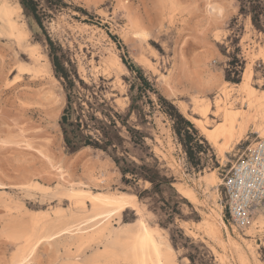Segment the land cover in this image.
Returning a JSON list of instances; mask_svg holds the SVG:
<instances>
[{
    "label": "rangeland",
    "instance_id": "obj_1",
    "mask_svg": "<svg viewBox=\"0 0 264 264\" xmlns=\"http://www.w3.org/2000/svg\"><path fill=\"white\" fill-rule=\"evenodd\" d=\"M35 1L81 81L83 132L106 133L111 145L64 146L66 95L45 34L19 0H0V264H124L98 257L101 242L139 218L158 229L173 264H264V212L231 226L222 186L231 162L264 136V33L240 0ZM248 70L251 108L237 85ZM138 75L151 89L140 88ZM223 107L248 120L221 154L194 119L212 129ZM120 166L137 180H125ZM144 177L168 182L153 187ZM98 192L131 195L133 206L100 227L95 215L106 208L91 195Z\"/></svg>",
    "mask_w": 264,
    "mask_h": 264
},
{
    "label": "bare ground",
    "instance_id": "obj_2",
    "mask_svg": "<svg viewBox=\"0 0 264 264\" xmlns=\"http://www.w3.org/2000/svg\"><path fill=\"white\" fill-rule=\"evenodd\" d=\"M250 78L251 71H244L242 82L237 85H239L241 91H244L247 94L249 98L247 105L251 108L255 106V101L257 99L255 100L252 98L255 89L252 88L253 86L251 87L249 85ZM226 92L227 90L224 88L221 90V95H225ZM208 113L209 103L205 104L201 109V114L205 118ZM219 114L222 115V120L217 122L212 129L207 128L206 121L202 119H194V123L200 133L212 143L219 153L223 154L227 151L233 140H239L245 130L248 118H245L238 109H231L229 107H223ZM208 180H214V175L208 177ZM182 193L187 196L188 199H192V195L189 192L182 191ZM91 195L96 203H100L106 208V210L95 215L100 216L102 214L95 222V224L101 222L100 227L106 225L112 216L120 214L126 205L129 207L133 206V202L129 199V197L132 196L124 193L108 195L98 192ZM147 223L148 222H145L142 218H139L136 226L131 230L124 229L109 231L103 237L101 242L103 249H101L98 257H102L107 262L120 260L124 264H173L169 248L156 238L158 229L151 227L148 225L149 223ZM84 233L85 232L79 228L78 236L83 237ZM66 264H77V262L74 261Z\"/></svg>",
    "mask_w": 264,
    "mask_h": 264
},
{
    "label": "trees",
    "instance_id": "obj_3",
    "mask_svg": "<svg viewBox=\"0 0 264 264\" xmlns=\"http://www.w3.org/2000/svg\"><path fill=\"white\" fill-rule=\"evenodd\" d=\"M51 2H55L58 4H64L62 0H49ZM24 11L30 15L38 27L45 34V43L48 46V56L50 58L52 68L54 69L55 74L62 80L65 95H66V105L62 111L60 116L59 124L62 130L63 136V144L70 151H76L80 146H91L94 148H102L106 149L108 145H111V139L106 136V133L102 137L93 134H85L83 132L84 125L82 123L83 113L81 111L80 103H78V92L76 90V77L73 72L68 68L67 64L64 61V55L61 50V47L56 44L50 36L47 35L44 27V13L40 9L39 4L35 0H19ZM240 12L249 15L251 18L252 25L259 31L264 33V23L262 20L264 18V0H240ZM125 60V59H123ZM125 64L128 66L130 70L135 73L141 74L140 69H138L132 61L127 62ZM140 80V88L144 91L147 89H151V84L149 81L144 78L142 75H138ZM81 82L80 80H78ZM162 102H166V100L160 97ZM78 106V110H76L75 106ZM77 112V113H76ZM186 126L192 127V123L188 120L181 117ZM112 122H114L112 120ZM96 128V127H94ZM120 170L123 174V178L125 180H133L136 181V173L134 171L129 170L127 166H120ZM127 173L132 175V178L127 179L125 176ZM153 184V187H157L160 182H168L165 179L164 181H156L153 177H144ZM144 191H140L137 195L141 197Z\"/></svg>",
    "mask_w": 264,
    "mask_h": 264
},
{
    "label": "built area",
    "instance_id": "obj_4",
    "mask_svg": "<svg viewBox=\"0 0 264 264\" xmlns=\"http://www.w3.org/2000/svg\"><path fill=\"white\" fill-rule=\"evenodd\" d=\"M230 166L222 178L225 208L230 225L243 228L264 212V136H257Z\"/></svg>",
    "mask_w": 264,
    "mask_h": 264
}]
</instances>
